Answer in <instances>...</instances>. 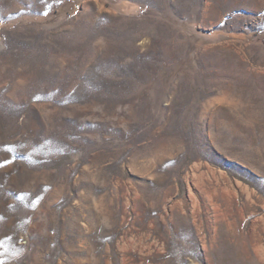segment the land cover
Wrapping results in <instances>:
<instances>
[{"label": "rangeland", "instance_id": "obj_1", "mask_svg": "<svg viewBox=\"0 0 264 264\" xmlns=\"http://www.w3.org/2000/svg\"><path fill=\"white\" fill-rule=\"evenodd\" d=\"M0 264H264V0H0Z\"/></svg>", "mask_w": 264, "mask_h": 264}]
</instances>
